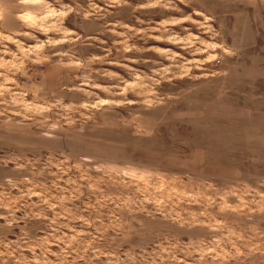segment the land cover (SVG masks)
Wrapping results in <instances>:
<instances>
[{"label": "rangeland", "instance_id": "rangeland-1", "mask_svg": "<svg viewBox=\"0 0 264 264\" xmlns=\"http://www.w3.org/2000/svg\"><path fill=\"white\" fill-rule=\"evenodd\" d=\"M0 264H264V0H0Z\"/></svg>", "mask_w": 264, "mask_h": 264}, {"label": "bare ground", "instance_id": "bare-ground-1", "mask_svg": "<svg viewBox=\"0 0 264 264\" xmlns=\"http://www.w3.org/2000/svg\"><path fill=\"white\" fill-rule=\"evenodd\" d=\"M21 16V15H20Z\"/></svg>", "mask_w": 264, "mask_h": 264}]
</instances>
